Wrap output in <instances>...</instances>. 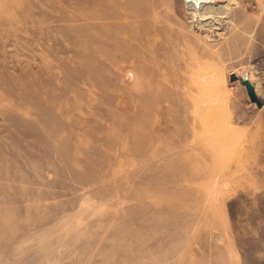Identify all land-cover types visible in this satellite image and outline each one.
<instances>
[{
    "label": "rangeland",
    "instance_id": "obj_1",
    "mask_svg": "<svg viewBox=\"0 0 264 264\" xmlns=\"http://www.w3.org/2000/svg\"><path fill=\"white\" fill-rule=\"evenodd\" d=\"M0 264H264V0H0Z\"/></svg>",
    "mask_w": 264,
    "mask_h": 264
},
{
    "label": "bare ground",
    "instance_id": "obj_2",
    "mask_svg": "<svg viewBox=\"0 0 264 264\" xmlns=\"http://www.w3.org/2000/svg\"><path fill=\"white\" fill-rule=\"evenodd\" d=\"M202 2H200V1H191V2H189L188 3V6L189 7H192L193 9H190L191 11H192V13L193 12H195V13H198L197 12V10L196 9H198V7H199V5L201 4ZM130 5V4H129ZM117 14H118V12H117ZM241 78L242 79H245V80H247L248 81V76L246 75V73H241ZM251 78V77H250ZM248 83L250 84V82L248 81ZM251 85V84H250ZM252 89H253V92H254V94H255V96H256V91H255V89H254V87L252 86ZM257 98V97H256ZM205 116V115H204ZM184 121V120H183ZM185 122V121H184ZM178 148H183V150H180V152H178L177 151V153H176V155H174L175 157H176V160L179 162V164H180V166H177L178 168H180V169H182V168H186L185 166H187V159L188 158H190V156L192 155V156H194L193 154H191V150H189V146H187V145H184V144H182V142H180L179 143V146L176 148V149H178ZM193 148V147H192ZM191 148V149H192ZM193 151V150H192ZM137 154V153H136ZM189 169H188V166H187V169H186V171H188ZM188 173V177H190V178H196L197 177V175H199V173H197V172H191V171H189V172H187Z\"/></svg>",
    "mask_w": 264,
    "mask_h": 264
},
{
    "label": "water",
    "instance_id": "obj_3",
    "mask_svg": "<svg viewBox=\"0 0 264 264\" xmlns=\"http://www.w3.org/2000/svg\"><path fill=\"white\" fill-rule=\"evenodd\" d=\"M230 79L231 80L236 79L244 87L246 96L248 97V99L251 103H255L256 106L260 105L258 99L256 98V96L253 92L252 86L248 83L247 80L242 79V78H238L234 75H231Z\"/></svg>",
    "mask_w": 264,
    "mask_h": 264
}]
</instances>
